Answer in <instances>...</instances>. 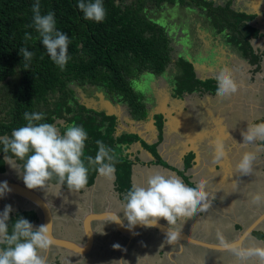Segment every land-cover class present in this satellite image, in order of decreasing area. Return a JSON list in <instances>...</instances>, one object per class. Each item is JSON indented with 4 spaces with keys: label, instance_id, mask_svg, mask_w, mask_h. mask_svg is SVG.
<instances>
[{
    "label": "crops",
    "instance_id": "0c3cea01",
    "mask_svg": "<svg viewBox=\"0 0 264 264\" xmlns=\"http://www.w3.org/2000/svg\"><path fill=\"white\" fill-rule=\"evenodd\" d=\"M213 1L218 5L228 0ZM231 1L235 10L249 17L241 42L232 44L227 38H215L214 62L207 63L209 54L197 56L204 60L196 61L194 73L202 81H215L219 72L228 68L239 85L237 93L224 99L218 98L214 90L204 88L182 97L174 92L156 101L155 111L163 115L160 129L154 127L153 120L148 117L140 121L125 118L130 124H120V128L137 138L123 152L132 164L129 190L134 184L145 186L148 176L155 172L174 175L189 187L203 181L207 194L205 203L209 207L172 226L171 230L180 236L171 244L167 242V235L158 232L156 227L137 228L129 237L108 218L102 222L91 221L89 233L93 242L88 251L80 254L54 248L57 253L61 252V261L59 257L48 256V250L42 253L47 257V264H68V261L69 264H111L121 259L129 264H240L227 249L202 247L190 239L216 246H221L220 241L224 240L236 242L245 249L264 247V202L258 205L250 202L252 194L264 196V150L256 152V146L264 149V141H256V146L238 145L243 143L241 132L246 131L248 125L264 121V0ZM214 86L217 87V82ZM217 138L223 141L226 154L221 161L214 162L213 141ZM244 152H256L253 172L247 176L236 170ZM100 176L102 178V174ZM113 178L111 174L108 191L103 190L100 179L95 184L97 188L86 192L88 196L77 192L82 196L83 206L92 204L98 194V211L119 213L129 190L116 191ZM55 188L52 191L57 193L59 201V193L68 191L62 185ZM58 210H61L60 205ZM78 210V215L68 213L72 222L76 221L73 228L68 223L59 225L62 223L60 216L56 222L54 220L55 236L77 240L80 244L86 242L88 232L82 221L91 212L86 214V210ZM118 215L123 219V212ZM123 223L127 226L126 220ZM159 223L169 229L166 221ZM114 244H119L121 250L114 249ZM244 264H258V260L251 257Z\"/></svg>",
    "mask_w": 264,
    "mask_h": 264
},
{
    "label": "trees",
    "instance_id": "16d2710c",
    "mask_svg": "<svg viewBox=\"0 0 264 264\" xmlns=\"http://www.w3.org/2000/svg\"><path fill=\"white\" fill-rule=\"evenodd\" d=\"M125 1L103 0L106 17L103 22L96 23L83 18V13L77 7L80 0H39L41 15L54 13L56 30L69 37V59L61 70L47 54L32 26V6L36 0H0V83L17 76L6 110L0 116V137L10 138L13 130L26 126L27 122L23 119L25 112L43 113L44 119L37 123L54 124L61 134L69 125L81 126L88 135L82 157L85 165L89 167L88 184L85 188L93 185L99 173L98 166L89 165L87 157L95 158L98 152L96 141L101 140L114 156L115 189L127 192L132 164L123 152L137 138L127 131L119 133L121 112L115 110L112 115H107V110L100 105L96 95L94 99L97 106L93 107L89 104L92 102L88 103L90 99H84L81 89L94 87L96 93H102L104 100H110L114 108V105L123 104L120 105L121 109L133 105L128 100L131 93L128 80L137 71L159 74L170 65H178L181 73L177 78L182 83L174 88V92L180 97L202 88L209 91V87L216 82L209 80L204 83L205 81L196 78V63L191 58L179 56L172 63L169 55L171 49L165 33V29L172 24L161 27L158 21L160 14H143L144 0H132L129 4ZM147 1L161 8H174L175 2H178L184 6H195L196 10L209 9L208 16L212 19L215 32L225 31L224 27L217 26V21L223 18L226 9L213 7V0ZM227 6L228 4L226 8ZM237 16L242 20L249 19L245 14L233 12L235 20ZM224 20V23L231 22L229 15ZM226 31L227 39V35L236 33V29ZM26 34L32 39L26 40ZM21 48L33 53L30 60L23 59ZM207 54L206 61L209 59L212 62L215 54L212 55L211 51ZM77 89L80 90L78 93ZM79 93L80 97L77 96ZM0 145V163L4 166L3 158L5 155L11 156V153L5 154L3 144ZM12 159L15 160L14 157ZM15 161L23 171L24 162ZM1 169L4 172V168ZM49 182L57 183L55 178ZM62 186L68 189L66 185ZM18 217L27 219L31 224L36 221L33 212L12 211L10 231Z\"/></svg>",
    "mask_w": 264,
    "mask_h": 264
},
{
    "label": "clouds",
    "instance_id": "9594fccd",
    "mask_svg": "<svg viewBox=\"0 0 264 264\" xmlns=\"http://www.w3.org/2000/svg\"><path fill=\"white\" fill-rule=\"evenodd\" d=\"M78 9L83 13V18L88 21L101 23L106 17L103 0L84 2L80 0ZM33 27L41 39L51 60L63 70L68 63L69 37L56 30L54 13L49 12L41 15L39 0L32 6ZM25 39H32L29 34ZM24 60H30L33 53L26 48H21ZM216 96L218 98H230L236 94L239 85L232 78V72L228 68L222 69L216 76ZM26 126L19 127L11 133V137H0L3 144V152L9 165L15 160L23 161V183L30 190H42L50 188L49 181L56 179L58 185H66L71 192H80L88 184L89 167L85 165L84 156L85 141L88 139L87 132L77 125H69L61 134L60 130L51 123H37L44 119L43 113L23 114ZM179 122V121H178ZM180 124V123H179ZM243 143L240 147L256 146V141H264V121L250 124L246 131L241 132ZM236 143V141L234 140ZM98 152L95 158L89 156V165L98 166L97 171L102 175L115 172L114 156L111 149L107 148L101 140H97ZM237 144V143H236ZM214 162H219L225 156L224 143L217 138L213 141ZM256 146V152L262 151ZM256 152H244L236 164V170L241 175H251ZM15 158L13 160L12 158ZM235 187V184H234ZM205 184L200 181L194 187L187 186L181 179L174 175H165L155 172L148 176L146 185L134 184L125 194L121 205L123 219L117 214L112 216L111 223L124 226L127 221L129 230L140 225L145 228L159 226V221L167 222L169 229L166 233L167 242L176 241L180 233L172 231L178 221L188 220L196 215L198 210H206L209 205L205 203L207 194L204 191ZM11 189L7 182L0 183V198H3ZM252 204L258 205L264 202L261 194H252ZM11 205H6L0 213V264H47L46 253L53 243L51 234L52 223L42 224L38 228L23 217H18L9 230ZM223 248L232 252L240 264H244L251 257H256L258 264H264V247L245 249L236 242L220 241ZM113 248L121 250L119 244ZM126 251V250H125ZM139 260V258H138ZM69 264V261H68ZM111 264H129L127 260H113Z\"/></svg>",
    "mask_w": 264,
    "mask_h": 264
},
{
    "label": "rangeland",
    "instance_id": "374dc122",
    "mask_svg": "<svg viewBox=\"0 0 264 264\" xmlns=\"http://www.w3.org/2000/svg\"><path fill=\"white\" fill-rule=\"evenodd\" d=\"M130 2H132V0L125 1L126 4H129ZM227 2H229L227 6L228 8H226V4H225ZM227 2L218 5L216 3H213V7L219 6L220 8H222L221 10L226 9L223 18H221L220 20L218 19L217 26L224 27L225 33H228L226 29L227 30L236 29V33L230 34L232 36L228 37V40L232 44H238L242 40V34L245 33V23L249 19L242 20L240 16H237L235 20V18L233 17V12L239 13V11L233 8L234 2H232L231 0H228ZM175 3L176 6L171 9L167 7H162V8L158 7L156 6V4L151 3L147 0H144L142 3L143 14H149V13L160 14L159 17L161 18H158V21L160 22L161 27L169 26L172 24L169 28L167 27L165 29V33L168 38V44L171 49V51L169 52L170 61L175 62L176 60H178L179 56H184L193 59V61L196 63L197 60H204L203 58L197 59L196 58L197 56L207 55V52L209 51H211L213 55L214 51L216 50V45L213 40L215 38L217 40H219L220 38L224 39L225 33L224 32L219 33V31L215 32L212 19L208 16L207 10L209 9L198 10L197 12L196 10L191 9V7L194 8L193 6L189 5L190 6L189 8L188 5L184 6L182 4H179L178 2ZM226 15H229V19L231 20V22L224 23L226 20V19L224 20V17H226ZM210 61L211 60L208 59L207 63H209ZM180 73H181V69L179 68L178 65L175 66L170 65L168 66V69L166 68L164 72H161L159 74L153 72L149 73L144 71L135 72L133 76L129 77L128 80L129 87L131 88V93L128 100L132 101L133 105L130 108L125 107L124 110L120 109V105L122 106L123 104L114 105L115 106V108L113 107L114 113L115 110L121 113L123 111V115L126 116L125 118L128 119L132 118L137 121H140L141 119L147 117L153 120V117L151 115H156L155 116L156 118L161 119L162 113L157 114L155 111L157 102L160 99V97H167L172 93H174L175 90L174 88H176L182 83L181 79L177 78ZM16 82H17V76L14 75L8 82L0 83V116L6 110V104L8 103V100H10V95L12 94ZM204 83H207V81H205ZM209 89L214 90V86H210ZM79 91L80 90L77 89L76 93H78ZM86 91H87L86 89H81V92L85 93ZM87 92L91 93V96L96 94L98 95V93H96V91H93L92 89ZM160 92L163 95H161ZM99 94L102 93L99 92ZM77 96L80 97V93ZM99 103L100 105L106 104L105 102H100V101ZM135 104H136V108H135ZM3 160L7 161V164L5 162L6 167L5 166L3 167L0 163V173H2L1 168H4V171H6L5 168H8V170L11 171L13 167H11L8 164L9 160H6L5 157L3 158ZM14 167L16 169L12 170V175H18L17 167L15 165ZM110 178H111V174L102 175L101 185L103 187V190L108 191V188L111 185L109 181ZM65 190L68 192L59 193L60 209L71 213V211L69 210L73 211L76 208L69 207L70 202H75L76 205L74 206H82L83 205L81 202L82 196L85 195L88 196V195L85 192L82 196H80L77 194V192H71L68 189ZM14 201L15 200H13V202ZM17 202H20V200ZM6 205H11L12 208L14 207V204L10 202ZM19 205L26 206V204H24L22 201ZM87 205L88 204L86 203L85 206ZM60 224L61 223H59V225ZM0 247H3V245H0Z\"/></svg>",
    "mask_w": 264,
    "mask_h": 264
},
{
    "label": "water",
    "instance_id": "95a60500",
    "mask_svg": "<svg viewBox=\"0 0 264 264\" xmlns=\"http://www.w3.org/2000/svg\"><path fill=\"white\" fill-rule=\"evenodd\" d=\"M98 95L96 94V97L99 99V101L106 103L102 105L107 110V115H112L114 111H113V105L111 104V102L104 100V97L102 94L98 93ZM5 181L7 182L8 187L11 189V191L9 193H6L3 198H0V213L3 212V202L6 198L18 197L22 200L27 201L30 205H33L34 211L39 212L42 218L41 220L42 224L52 223L51 234L53 237V243L51 247H54V248L64 249L67 251H71L74 253H80V254L85 253L91 247V244L93 242V240L90 237V233H89V223L91 221L101 220L104 218H108L112 221V216L115 214L114 212H109V213L103 212V213H98V214L91 212L90 214L86 215L84 220L82 221L83 223L82 226L84 230L88 232V238L86 239V242L84 244H80L73 240L63 239V238H60L54 235V232H53L54 217H53V214L51 211V205L49 204V202L37 191L28 189L25 186V184H21L20 182H15L11 180L9 175H7L6 178L5 177L0 178V183H3ZM93 187H95V184L92 186V188ZM113 224L120 232L127 234V236L129 237L133 235L135 229L137 228L139 229L143 227V226L137 225L133 229L129 230L128 227L125 225L121 226L120 224H117V223H113ZM253 227H254V224L250 227V229ZM156 229L158 232H160L163 235H165L166 232L168 231V228L161 223H159V226H157ZM190 241L197 243L198 245H201L202 247H207L210 249L211 248L212 249H217V248L224 249L222 246L211 245V244L203 243L200 241H195L192 239H190Z\"/></svg>",
    "mask_w": 264,
    "mask_h": 264
},
{
    "label": "flooded vegetation",
    "instance_id": "af4514ba",
    "mask_svg": "<svg viewBox=\"0 0 264 264\" xmlns=\"http://www.w3.org/2000/svg\"><path fill=\"white\" fill-rule=\"evenodd\" d=\"M215 3V2H214ZM190 6H192V5H190ZM190 6H189V8H190ZM194 8H195V6H194ZM194 8H192L191 7V9L192 10H196V9H194ZM246 9V8H245ZM197 12H198V10H196ZM200 12V11H199ZM244 13L246 12V10H244L243 11ZM181 29H183V28H181ZM87 91H89V90H93V91H95V88L94 87H91V86H88V87H86L85 88ZM83 92V94L85 95L84 96V99L86 98V99H90L89 101H88V103L89 102H92V103H89V104H92L93 105V107L94 106H97L96 105V101H95V99H94V95L93 96H91V93H89V92ZM172 95V94H171ZM188 95H190V94H188ZM172 98V97H171ZM184 98V97H183ZM108 99V98H107ZM88 104V105H89ZM127 107V106H126ZM155 107V106H154ZM128 108V107H127ZM124 110L125 109V107L123 108H121V110ZM129 114V113H128ZM152 117H153V126L154 127H157V128H159L160 129V125L162 124L161 123V119H163L162 117H163V115H162V117H161V119H159V118H156L155 116L156 115H151ZM125 117L126 116H124L123 115V111H122V113H120V115H119V123L121 124H125L126 122V119H125ZM141 120H146V118L145 119H141ZM127 124V123H126ZM130 123H128L127 125H129ZM126 128H129V126H127ZM120 131L121 132H125L126 130H123L122 128H120ZM133 134V133H132ZM1 146V145H0ZM132 145H130L129 147H131ZM128 147V148H129ZM127 158V157H126ZM5 162H6V164H7V161H4V166L6 167V164H5ZM16 167H17V172H18V175H12V170L14 169V168H12V170L11 171H9L8 170V168H5V170L6 171H2V173H0V178H6L7 177V175H9L10 176V178H11V180H13V181H15V182H20L21 184H24L23 183V178H22V174H23V171L21 170V166L19 165V164H17L16 163V161H15V164H14ZM13 165V166H14ZM3 166V167H4ZM131 168H132V165H131ZM130 172H131V169H130ZM21 173V174H20ZM112 175H113V185L115 186V175H114V173H112ZM101 179V176H100V173H98L97 174V176L95 177V180H94V183H93V185L94 184H96V182L98 183V181ZM110 181V180H109ZM111 183V182H110ZM49 184L50 185H52V187H50V188H45V189H42V190H39V189H37V190H35V191H37L38 193H40L48 202H49V204L51 205V211H52V214H53V217H54V219L53 220H55V222L57 221V217L58 216H60L62 219V223L61 224H64V223H68V224H70V226L69 227H71V228H73V226L75 225V223H76V221H73L72 222V219L70 218L71 216L68 214L69 212L68 211H62V210H58L59 209V201L58 200H56V197L58 196V195H56L55 194V192L54 191H52V190H55L56 188H55V186L56 185H58V183H52V182H49ZM92 185V186H93ZM92 186L91 187H88V188H84L82 191H80L79 193L80 194H83V193H85V192H87V191H90L91 190V188H92ZM62 188H63V186H62ZM95 188H97L96 186L94 187V189ZM64 190V189H63ZM116 190V189H115ZM117 191V190H116ZM119 192V191H118ZM78 193V194H79ZM99 199L100 198H98V194L96 195V196H94V198L92 199V204H89L88 205V209H87V207L86 206H74V205H76L75 204V202H70V206L69 207H72V208H76L75 210H69V211H71L74 215H78V213L80 212L78 209L80 208V209H82V210H86V214L87 213H90V212H93V213H96V214H98V213H103V210L102 211H98V206H99ZM13 200H15L14 202H13ZM20 200V202H17V201H19ZM21 201L24 203V204H26V206H21V205H19L20 203H21ZM13 203L14 204V207H13V211L14 212H17V211H23V212H33L34 214H35V216H36V221H34L33 223H32V225H33V227H34V229L35 228H38L41 224H42V222H41V220H42V218H41V216H40V214H39V212H37V211H34V207H33V205H30L27 201H25V200H22V199H20V198H18V197H14V198H6L5 200H4V202H3V210H4V207H5V205L6 204H8V203ZM81 202H82V204H84V202L81 200ZM88 210V211H87ZM85 218V217H84ZM66 219L69 221H66ZM122 219V218H121ZM96 221V220H95ZM98 221H104L103 219H101V220H98ZM109 221H111L110 219H109ZM54 221H53V223H55ZM112 222V221H111ZM124 222V221H123ZM126 223V222H125ZM124 223V225H126ZM72 224H73V226H72ZM114 226V225H113ZM76 242H78L77 240H75ZM57 254V255H56ZM48 256H50V257H53V256H56L55 258L57 259L58 257H59V262L61 261L60 260V258H61V252H59V253H57L56 251H54V247H50V249H49V254H48Z\"/></svg>",
    "mask_w": 264,
    "mask_h": 264
}]
</instances>
